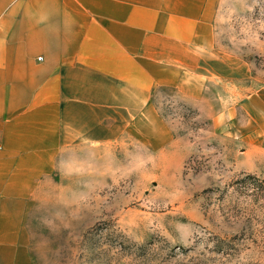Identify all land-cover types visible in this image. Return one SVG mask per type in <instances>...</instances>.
I'll return each mask as SVG.
<instances>
[{
    "label": "rangeland",
    "instance_id": "374dc122",
    "mask_svg": "<svg viewBox=\"0 0 264 264\" xmlns=\"http://www.w3.org/2000/svg\"><path fill=\"white\" fill-rule=\"evenodd\" d=\"M214 28L250 79L159 88L141 141L62 153L30 214L39 264H264V0H224Z\"/></svg>",
    "mask_w": 264,
    "mask_h": 264
},
{
    "label": "crops",
    "instance_id": "0c3cea01",
    "mask_svg": "<svg viewBox=\"0 0 264 264\" xmlns=\"http://www.w3.org/2000/svg\"><path fill=\"white\" fill-rule=\"evenodd\" d=\"M223 1L0 0V264H39L30 214L62 153L141 141L159 88L250 79L215 51Z\"/></svg>",
    "mask_w": 264,
    "mask_h": 264
},
{
    "label": "built area",
    "instance_id": "2783aa9c",
    "mask_svg": "<svg viewBox=\"0 0 264 264\" xmlns=\"http://www.w3.org/2000/svg\"><path fill=\"white\" fill-rule=\"evenodd\" d=\"M40 61H42V59H40Z\"/></svg>",
    "mask_w": 264,
    "mask_h": 264
}]
</instances>
